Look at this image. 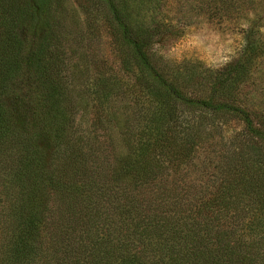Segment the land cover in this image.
Returning <instances> with one entry per match:
<instances>
[{"label": "trees", "instance_id": "1", "mask_svg": "<svg viewBox=\"0 0 264 264\" xmlns=\"http://www.w3.org/2000/svg\"><path fill=\"white\" fill-rule=\"evenodd\" d=\"M75 1L88 21L103 18L151 111L142 128L123 133L111 121L115 83L100 78L92 95L101 141L81 133L56 0H0V186L8 193L0 207V264H264V109L249 108L237 93L239 74L260 49L254 36L264 28V0H192V15L176 18L187 26L216 21L243 35L239 56L206 76L158 53L175 28L162 15L168 0ZM229 120L241 125L242 150L228 145L216 187L192 192L178 210L157 188L166 180L161 174L194 158L205 138L224 140L218 123ZM116 127L121 157L111 140ZM99 177L112 188L90 209L105 219L106 237L89 248L72 236L85 225L90 210L81 204ZM55 194L66 208L46 226ZM52 227L65 239L61 248L42 235L55 233Z\"/></svg>", "mask_w": 264, "mask_h": 264}, {"label": "rangeland", "instance_id": "2", "mask_svg": "<svg viewBox=\"0 0 264 264\" xmlns=\"http://www.w3.org/2000/svg\"><path fill=\"white\" fill-rule=\"evenodd\" d=\"M184 14L192 15V0H168L162 11L165 21L175 27L174 31L156 47L165 62L181 66L192 65L202 76H206L239 56L244 46L241 33L233 28L229 29L224 24L217 25L216 21L211 24L191 22L188 26L183 25L177 22L176 18ZM55 16L57 30L63 38L68 54L69 79L77 108L75 120L79 131L86 133L90 139L96 138L101 141L99 133H95L97 128L94 125L92 95V88L100 78H107L115 83L116 96L113 107L117 113L113 118L111 117L113 126L119 120L123 133L129 130L131 125H134V129L142 128L151 111L152 102L136 85L134 73L123 69L103 18L92 20L93 22L88 21L75 0H56ZM256 30L258 34L254 37L257 42H261L260 49L256 50L248 63L247 72L244 75L238 72L237 93L246 100L245 103L249 108L260 111L264 109V28ZM218 125H222L224 140L213 143L210 138H205L204 146L196 151L194 158L191 155L161 174L166 180L159 182L157 188L170 204L178 203V210L183 209V204L191 198L192 192L210 188L213 190L214 186L216 187L222 175L219 169L225 167L222 156L223 152L229 149L228 145L231 144L236 151L242 150L238 138L241 132L240 123L229 120L225 124L219 122ZM117 128L112 131L111 140L117 146L116 154L121 157L126 154V149ZM216 138L220 139L218 136ZM107 141L108 139L105 138V144ZM89 187L91 188L89 202L86 200L81 206L90 210V213L80 221L85 225L76 227L72 238L91 248L92 242H98L102 236L106 237L101 224V220L105 219H99L95 209H90L91 205H98V201L104 196L107 198L112 186L107 177H99ZM5 188L0 186V207L8 194ZM148 194L147 189L143 191L144 196ZM62 202L58 194L52 195V201L49 200L47 204L49 211L45 209L44 225L50 226L55 214L64 212L66 206ZM107 207L109 208V203L100 204L99 211L102 213ZM52 230L55 233L49 234L50 231H47L42 235L46 236L47 233L48 246L50 241H55L61 248L65 239L61 233L57 234L58 229L52 227Z\"/></svg>", "mask_w": 264, "mask_h": 264}]
</instances>
